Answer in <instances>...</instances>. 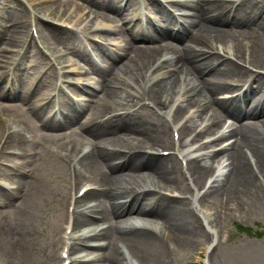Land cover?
I'll return each mask as SVG.
<instances>
[{"label": "bare ground", "instance_id": "bare-ground-1", "mask_svg": "<svg viewBox=\"0 0 264 264\" xmlns=\"http://www.w3.org/2000/svg\"><path fill=\"white\" fill-rule=\"evenodd\" d=\"M6 1L3 0L0 8L3 19ZM79 1V14L88 9L89 16L95 15L96 19L104 22L94 28L101 32H116L117 29L112 23L123 21L127 13L135 10L138 4V0H128L125 4L127 9L123 10V0ZM258 2L259 0H248L245 5L236 6L234 2L229 3L226 0H169V6L176 13L168 14L165 10L162 25L155 28L149 23L144 26L140 21L141 25L132 29L133 37L153 42V47L140 51L133 46L132 41L124 45L117 42L116 45L123 49V54L119 58H112L113 55L101 48V66L94 64L82 48L76 45L72 48L66 47L67 51L76 52L90 69L84 71L85 82L75 85L73 89L76 99L61 96L60 116L51 108L52 89L44 90L39 86L33 88L35 84L31 82V76L14 67L20 61L17 58L19 49H25L26 58L40 57L32 39L28 41V34L25 32L28 19L32 16L41 19L39 9H35L36 12L21 9L20 14L9 13V17L14 18L12 25L4 24L0 28V103L14 99L27 103L30 117L38 123L41 131H59L66 128L70 130L55 138L67 150L63 159L65 169L62 167V170L72 171L76 183L88 179L95 185L86 194V201H77L78 206L83 202L87 203L83 205V209L73 214L74 231L106 225L99 231L89 230L78 238L73 237L75 243L70 248H73V252L89 251V246L86 247L88 242L97 241L103 242L97 246L98 249L106 251L102 256L103 261L101 258L99 260L104 262L102 264H128L124 262L126 257L122 247L129 249L139 264H166L172 243L190 250L206 237L205 231L195 218L196 211L190 209L188 198H171L166 193L172 189H181L185 194L191 192L182 183L184 174L179 160L173 156L163 157L147 151H158L161 147L172 146L170 128L144 107L130 111L138 103L134 99L140 96H150L155 104H160L165 109L166 102L175 101L171 92L184 77L193 82V88L188 90V86L182 85L184 92L187 90L190 95L170 115L179 122L184 118L187 108L198 106L201 108L198 118L202 117L206 126L194 134L197 129L193 127L196 123L193 117L182 124L178 123L181 124V140L193 136V141L199 143L206 136L219 133L227 119L236 122L234 127H228V130L220 133L214 140L199 146V150L207 151L200 159L191 158L187 162V174L196 188H200L221 166L225 170L199 201L210 203L219 196L220 199L226 196L230 202L240 204L250 190L258 186L261 177H264V76L250 74L234 62L223 60L221 56L212 53V50L223 48L228 54L264 70V51L257 47L243 48L223 29L229 24L249 25L259 17L264 20V13L261 14ZM54 4L67 7L71 2L61 0ZM246 7L252 11H245ZM51 15L60 16L57 11L51 12ZM65 15L66 13L61 16ZM43 30L52 35L58 34L54 28L40 27V32ZM69 37L73 36L69 34ZM164 57L167 58L160 63ZM121 60L123 63L119 64ZM155 67L156 71L165 68L172 70L164 74L165 80L140 90L133 89L134 95L127 92L130 89L128 80L146 77ZM91 74L96 75L94 80ZM210 74V77L203 78ZM9 76L12 78L13 94L7 92L9 89L4 85ZM228 76H236L242 87L248 86L246 95L238 94L242 87L231 84ZM68 78L67 73L61 75L64 83H70ZM149 80L151 83L152 78ZM123 86L126 90H118ZM223 93L233 96L221 97ZM121 108L127 110L126 115L114 117L106 122L108 125L103 126L102 115L120 111ZM80 113L87 114L89 122L79 123V131L75 133L70 125L75 124L74 118ZM96 122L98 123L91 125ZM8 139L18 147L22 145L18 142L19 134L14 139V133L10 132ZM224 143L227 144L223 145ZM217 147L220 148L216 150ZM83 149L87 150L84 152ZM5 152L6 146L0 148V159ZM191 153L192 151L187 150L184 157ZM144 172L154 175L160 189L153 190L142 185ZM10 181L16 187H0V209L8 207L11 202L3 196L19 193H22L23 207L26 209L30 191L26 186L28 190H21V186L26 183L24 177L17 180L15 177ZM89 203L94 204L88 206ZM21 211L10 212V222H6L8 218L0 216L3 218L0 223L6 222L0 227L1 236L5 234L7 238L22 232L19 231L23 223ZM134 220L147 223L161 221L165 225V236L153 229L134 224ZM92 232L94 233L90 234ZM23 236L25 237V233ZM58 243L59 240L55 244ZM27 250V247L18 249L10 242L7 244L5 240L0 246V251L8 262L19 260L22 254L25 256ZM53 259L58 261L56 257Z\"/></svg>", "mask_w": 264, "mask_h": 264}, {"label": "rangeland", "instance_id": "rangeland-1", "mask_svg": "<svg viewBox=\"0 0 264 264\" xmlns=\"http://www.w3.org/2000/svg\"><path fill=\"white\" fill-rule=\"evenodd\" d=\"M11 1H13V3L10 4V12L20 14V10L25 7L16 0ZM26 1L30 3H40V13L44 16H48V13L57 11L60 17H55V22H61V15L70 10L69 7L63 8L60 4L53 6L51 1ZM74 1V7L71 8V11H69L63 19L65 22L68 17L73 19L77 15L76 7L79 0ZM159 1L161 2L163 0ZM159 1L156 0L158 3L156 4V8L151 5L146 12L153 16L155 20L161 19V22L163 23V13H160ZM235 1L240 2L246 0ZM18 5L21 8L18 7ZM259 5L260 7H263L264 10V2H260ZM245 11L250 12L251 9L246 7ZM132 15L138 18V13L134 12ZM52 16L49 17L53 18ZM249 16L251 17L252 14H249ZM82 17L83 16L79 15L78 18ZM9 19L13 20L14 18L11 17ZM84 19H86V16H84L82 20ZM96 22L101 21L95 20L93 16L92 18L87 19V21L80 25L79 28H92ZM4 23L5 22L0 18V26ZM11 23L12 22L10 20L9 24ZM122 23L118 22L114 25H117V28L129 36L130 34L128 28L130 27L125 23L124 25ZM28 28L29 22L27 20L25 32H28ZM223 29L227 30L231 37L236 39L237 44L242 45L243 48L250 49V47H257L264 51V20L262 17L253 20V22L249 25H226ZM62 35L68 37V35L64 34V32H62ZM48 37L49 34H45L42 38L45 48L55 57L64 56L61 61L65 67L62 68L58 65L59 68H62L65 72H69L83 67L82 65H79V61L73 54L66 51V38L64 40L62 36L57 34L51 35L49 38ZM70 42H73V39H70L69 43ZM231 43L229 45H231ZM78 44L82 47L81 39H79ZM134 45H136V47L140 50H144L149 43L138 41L134 42ZM69 46L71 47V45ZM115 50L116 55L118 56L122 53L121 49L116 48ZM221 52L222 53L220 54L222 55L227 54L223 51ZM41 57L40 59L36 57L27 58L24 63V69L26 70V73H31L30 76L32 82L37 84L38 81L41 80V88L43 87L44 90L46 88L51 89L55 83L54 70H52V72L51 70L47 71L50 61L42 54ZM65 58L71 62V64H76L72 66L74 69L68 67L69 62L66 63ZM241 63L250 66L244 62ZM50 64L52 65L51 62ZM163 72L164 71H161L159 73L161 75L157 81L163 80ZM91 76L95 77L94 75ZM72 77L75 81L81 76L74 75ZM228 77L230 81H236L235 78H232L233 76ZM203 78L205 79L207 76H204ZM132 81L136 83L140 82V80L138 81L135 78H132ZM154 81H156V79ZM130 86L135 88L136 85L131 84ZM178 88V86H175L171 92V97L177 95ZM241 93L244 94V89L241 90ZM175 108L176 106L174 103H171L168 110H175ZM28 110V104L22 103L17 99L5 100L0 103V141L3 138L2 136H4V139L7 140V133L9 131H13L14 139L19 134L18 142L22 144L18 147L17 144L11 143L12 141L10 139L6 141L7 143H5V145L7 144V151L0 160V183L8 184L4 180L7 179L8 176L14 174L16 180L20 177H24V180L26 181L24 186H21V190L29 189L28 191H30V194L27 196L29 204L26 209L23 207L24 203L22 200V193H19V195L11 199L8 207L0 209V216L3 215V218H8L6 222H10L12 220L10 212L15 211L16 213L17 211H21L23 207V210L21 211L23 223L21 226L19 225L21 227L19 228V231L22 230V232L14 233L7 238L5 237V234H2V236L0 235V246L5 240L7 244L10 242L18 249L28 248L25 256L22 254L19 260H12L14 263L12 261L8 262L6 257L3 256L0 251V264H52L49 252L52 253L55 247L57 233L61 229V223L64 218V207L67 203L66 195L68 197L69 193V176L66 171L63 172L62 167L64 168V165L61 162V156L65 154L64 146L58 144L55 137H53L58 131H51L47 129H43L44 131L39 130L38 123L31 119V114L28 113ZM120 110H122V108ZM151 112L154 116L160 118L159 116H161V113L158 111L155 113L153 110H151ZM195 116L197 117V114H195ZM78 120L79 122H84L86 119L85 117H81ZM160 120L162 121V124L169 126L166 120L163 118H160ZM232 122V120H228L222 130H225ZM197 124H201L200 120H196L193 127L197 126ZM77 126L78 125L75 124L72 127L76 128ZM118 134H122V132H118ZM209 139L210 138L207 140ZM134 143L137 144V141ZM171 150V148H163L159 151V154H162L164 151ZM198 154H201V152ZM143 177V186H148L153 189L158 188L154 175L144 172ZM82 182V184H87V181ZM169 195L173 196L174 193ZM244 199L245 200H243L240 204L230 202L226 196H223L222 199H220L219 196L215 200L210 201V203L200 202V210L202 212L201 215H205L209 226L216 230L219 234L218 244L209 254V264H264V232H259L261 227L264 228V177H261L258 186L255 188L253 187L250 190L249 195L244 197ZM3 218H0V221ZM6 222L0 224L4 225ZM133 223L138 226L153 229L159 234L165 236V225L161 221L147 223L142 220H134ZM237 225L249 226L250 228H253V232L242 233L237 228ZM23 233H25V237L23 236ZM220 237L222 238L220 239ZM204 241L205 238H202L199 242L193 245L190 250L181 246L177 247L175 245H171L172 248L169 250L166 257V264H191L195 256L201 251V248L208 242ZM94 252L99 255L103 254V251L101 254L100 251L95 250ZM130 258L129 260L131 261ZM143 264L148 263L144 262Z\"/></svg>", "mask_w": 264, "mask_h": 264}]
</instances>
